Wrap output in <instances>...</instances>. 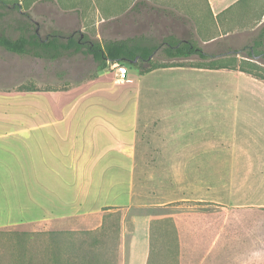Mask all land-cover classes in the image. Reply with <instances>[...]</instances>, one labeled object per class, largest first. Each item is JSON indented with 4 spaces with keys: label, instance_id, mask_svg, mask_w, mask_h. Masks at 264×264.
<instances>
[{
    "label": "crops",
    "instance_id": "0c3cea01",
    "mask_svg": "<svg viewBox=\"0 0 264 264\" xmlns=\"http://www.w3.org/2000/svg\"><path fill=\"white\" fill-rule=\"evenodd\" d=\"M65 1L72 4V0ZM101 1L88 3L97 6ZM42 2L53 7L41 19L50 25L61 21L62 14L51 10L64 1ZM206 4L219 36L248 38L250 45L262 33L264 36V0H206ZM124 11L110 14L107 19L102 17L101 21H129L130 13L128 9ZM30 17L36 20L34 14ZM81 24L78 30L88 36L87 25ZM57 27L49 26L47 34L63 30L60 23ZM28 57L18 61L9 56L2 59L0 54V229L18 225L48 227L73 219H96L99 222L90 229H97L106 213L121 210L117 264H147L152 220L165 217L173 220L178 232L180 264H244L240 246L264 255V236L228 233L233 227L223 202L212 206L195 204L196 212L192 214L183 212L186 207L181 203L166 206L135 202L141 145L150 148L158 159H165L161 163L184 165L188 172L191 166V179L200 182L201 196H257L262 188L249 182L253 164H243L247 166L246 179L240 181L236 130L199 129L188 121L173 125L170 119L175 117V111L158 109L159 99L152 89L158 72H193L195 80L211 79L215 86L214 111L209 115H215L216 121L227 116L236 122L242 109L244 121L263 140L264 80L242 71L249 76H218L227 68L183 65L140 73L126 65L122 76L108 66L67 87L42 86L43 78L16 74L9 64L64 63H59V58ZM210 73L217 77H209ZM15 75L27 86L20 87ZM225 82H230V87L223 88ZM230 207L242 210L237 205ZM60 257L63 259V255ZM48 259V254L26 252L24 264H46Z\"/></svg>",
    "mask_w": 264,
    "mask_h": 264
},
{
    "label": "rangeland",
    "instance_id": "374dc122",
    "mask_svg": "<svg viewBox=\"0 0 264 264\" xmlns=\"http://www.w3.org/2000/svg\"><path fill=\"white\" fill-rule=\"evenodd\" d=\"M8 4L17 2L19 9H5L6 15L4 22H12L14 18H22L23 14L28 13L30 16L34 14L37 23V32L40 36H45L51 28H57L58 23L63 30H59L67 35L71 31L80 29L85 23L86 33L89 38L96 40L103 39H120L136 34H146L155 41L161 39L167 34H174L179 38H194L203 49L211 53H222L229 49H239L249 46L251 41L248 38H239L232 35L219 36L215 21L211 17L206 0H102L101 5H91L88 0H72V4L66 3L59 6L54 5L51 13L59 12L61 21L58 23L41 19L42 15L47 16L50 8L48 4H44L43 0H6ZM137 3V9L130 10L134 3ZM186 2V3H185ZM102 6V7H101ZM128 9V20H119L113 22L114 19L101 21L102 17L108 18V15H116L125 13ZM73 12H76L73 15ZM64 14H68L64 16ZM64 20V21H63ZM67 20V21H65ZM82 21V22H81ZM66 22H70L67 24ZM113 22V23H111ZM62 24L66 26H61ZM5 25V23H4ZM6 33L11 37H16L18 31L8 27ZM248 48L238 55V58L244 59L238 62L240 65L252 68L255 72L264 75V59L262 56L249 58L246 55ZM264 50V44L261 46ZM2 59L5 56L16 58V60H28L29 55L15 56L7 53L0 47ZM157 62L167 61L163 53L159 50L155 55ZM249 60V61H246ZM64 64H9L11 70H15L16 74H23L28 77H41L44 79L42 86H58L67 87L70 83L81 81L90 77L95 71V62L90 55L76 53L65 55L57 60ZM181 63L190 66L196 63H207L196 56L188 58H176L167 62ZM253 64H257L258 67ZM4 65V64H3ZM5 66V65H4ZM178 67V66H176ZM224 73H218V76L225 77H242L249 76L238 70H224ZM30 74V76H28ZM155 89H152L153 95L158 98V109L175 111V117L170 119L171 124L183 125L190 122L196 128H205L214 131L215 129L224 130L225 132L236 130L237 155L240 159L241 173L240 181L245 182L247 166L245 162L253 164L252 176L249 182H254L257 187L262 188L257 196H238V197H206L201 196L200 182L191 179L192 175L186 170L184 165H171L169 163H161L165 159H158L153 151L147 147L138 149V158L136 165V204H164L166 206L182 204L186 207L183 212L192 214L196 212L195 204L216 205V202H223L226 206L225 214L229 218V222L233 229L228 233H240L241 235L251 234L254 236H263L264 234V139L259 140L258 134L253 131L254 127L248 125L244 121L242 109L238 114L236 122H232L226 116L223 121L214 120V116L209 115L214 111L213 92L215 86L211 79L195 80V74L188 72L185 74L171 71L170 73L158 72L156 74ZM195 76V77H194ZM47 77V80H45ZM193 77V78H192ZM209 77H217L209 74ZM14 79H18L20 87L27 86V82H21L20 76L15 75ZM28 81V80H27ZM230 87V82H225L223 88ZM214 114V113H212ZM182 115V116H181ZM188 118L189 120H185ZM246 120V118H245ZM211 128V129H209ZM187 198V201H176ZM237 205L242 208L241 211H233L230 206ZM256 208V210H250ZM114 211L107 214L106 221L114 220ZM163 212H168L165 210ZM182 212V213H183ZM120 216L122 211H119ZM184 214V213H183ZM226 217V218H227ZM99 221L96 219L87 221L85 219L64 220L51 223L48 227L33 228L30 225H20L10 229H0V257L5 261L10 257V251H15L9 263L2 260L0 264H24V256L27 251H31L33 246L38 249L43 240L48 241L47 232L60 230H89L92 225H96ZM161 222L155 223L156 243L161 247L162 238L160 237L159 225ZM205 230V229H204ZM16 233H23L20 241L12 240ZM238 235V234H237ZM170 239L173 235L170 234ZM18 243V244H17ZM241 258H245L244 264H264V255H258L251 248L240 246ZM264 249V248H263ZM9 259V258H8ZM7 259V260H8ZM171 264V259H161L160 264ZM173 264V262H172Z\"/></svg>",
    "mask_w": 264,
    "mask_h": 264
},
{
    "label": "trees",
    "instance_id": "16d2710c",
    "mask_svg": "<svg viewBox=\"0 0 264 264\" xmlns=\"http://www.w3.org/2000/svg\"><path fill=\"white\" fill-rule=\"evenodd\" d=\"M137 5L135 3L130 10L137 9ZM0 8L2 10H18L20 7L17 2L8 4L6 0H0ZM5 15V11H0V47L8 52L48 60L81 53L91 56L95 62L96 71L107 68L111 62H119L137 68L140 73L159 67L183 66L184 64L181 63L167 61L196 56L207 63L192 64L190 65L192 67L239 70L264 80V75L238 63L245 61L238 58L245 48H248L245 56L254 58L260 55L264 59V50L261 49L264 41L263 33L252 45L229 49L222 53H211L205 51L196 39L179 38L174 34L165 35L161 41H155L144 34L120 39L96 40L89 38L77 29L67 35L59 30H53L42 37L37 32V23L31 19L28 13H24L22 18H14L12 22H4ZM8 27L18 31V35L16 37L9 36L6 33ZM159 50L167 61L157 62L155 60V55ZM253 65L258 67L257 64ZM113 213L114 220L107 223L108 214L106 213L101 226L97 229L47 232L49 240H43L38 249L33 246V249L27 252L48 254L49 259L46 264H117L121 216L119 211ZM158 222H161L159 225L161 244L163 243L161 247H158L156 243L155 223ZM170 234L173 235V239H170ZM23 237V233H16L11 238L20 241ZM15 253L17 252L10 251V257L3 261L1 258L3 256H1L0 261L9 263ZM61 255H63V259H61ZM163 258L171 259V264L172 262L180 264L178 232L173 220L169 217L152 220L150 228V250L147 264H160ZM191 258H194L192 254ZM30 262L32 263V261ZM37 263L40 264V262ZM37 263L33 262V264Z\"/></svg>",
    "mask_w": 264,
    "mask_h": 264
},
{
    "label": "built area",
    "instance_id": "2783aa9c",
    "mask_svg": "<svg viewBox=\"0 0 264 264\" xmlns=\"http://www.w3.org/2000/svg\"><path fill=\"white\" fill-rule=\"evenodd\" d=\"M109 67L114 71V73L118 76H122L126 73L127 67L125 64L119 62H111Z\"/></svg>",
    "mask_w": 264,
    "mask_h": 264
}]
</instances>
